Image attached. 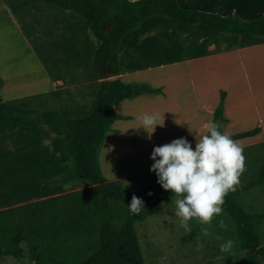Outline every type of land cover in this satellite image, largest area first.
Instances as JSON below:
<instances>
[{
    "label": "crops",
    "instance_id": "0c3cea01",
    "mask_svg": "<svg viewBox=\"0 0 264 264\" xmlns=\"http://www.w3.org/2000/svg\"><path fill=\"white\" fill-rule=\"evenodd\" d=\"M205 1L178 0V3L185 9L210 11L223 16L234 15L242 19L264 16L251 17L254 12L264 10V0ZM86 21L72 9L58 7L42 0H0V50L11 52L8 47L12 46L24 56H33L30 67L29 61L27 64L28 70H31V78L21 82L14 72L17 69L10 67L8 58L3 56V53L0 54V101L16 103L26 108L50 110L64 117L88 115L102 79L92 60V55L101 41ZM176 26L183 28V31L175 29L169 32L172 34V39L169 35V40H172L171 50L189 49L193 55L186 61L180 59L164 63V28L168 30L169 27L173 29ZM206 27L208 26L151 15L140 26L122 37L118 53L119 73L116 78L132 85H147L149 89L161 91L141 90L140 93L114 105L117 117L107 132L108 137L116 133L121 134L124 131L123 121L127 122L133 117L132 113H120V109H129L128 106L137 101H164V70L178 67V73L190 71L191 63L200 54L201 58L203 55L219 58L232 54L242 61L244 73H264V37L253 35L257 38L233 39L228 37L229 35L214 33L213 28L208 27L211 29L208 30ZM245 34L247 33L238 35ZM200 47L204 48L205 54L194 55V50ZM139 58H142L143 62L139 61ZM187 63L189 66H186ZM184 64L186 68H183ZM224 89V117L230 123L229 126V123H226L224 130L230 134L236 133L231 132L233 119L226 107L229 90L221 86L216 91L217 100L206 105L193 131L183 124L169 128L170 130L167 129L161 135L159 141L157 137H150L143 145L144 149L133 154H139L141 159L143 152L151 154L155 146L170 143L180 137L199 135L207 122L215 116ZM261 123L258 121L256 127H260V131L264 133V125ZM66 133L55 131L45 124L8 128L0 120V210L55 193L59 178H63L70 185L82 184V178L74 169L70 151L67 152L70 135ZM58 139L63 140L62 146L58 145ZM101 148L99 161L105 175V169L118 158L115 157L116 154L122 153L115 151L106 155L104 146ZM30 170L34 174L32 182L26 181Z\"/></svg>",
    "mask_w": 264,
    "mask_h": 264
},
{
    "label": "rangeland",
    "instance_id": "374dc122",
    "mask_svg": "<svg viewBox=\"0 0 264 264\" xmlns=\"http://www.w3.org/2000/svg\"><path fill=\"white\" fill-rule=\"evenodd\" d=\"M260 15H264V10L254 12L251 17ZM175 29L183 31V28L179 26L173 29L169 27L168 30L166 27L164 28V63L180 59L186 61L188 57H191L190 55H193L190 54L189 49L177 48L174 51L171 50L172 40H169V35L172 39L170 33ZM206 29L211 30L208 27ZM212 32L219 34L215 29ZM228 37L233 39L238 37H242L241 39L257 38L248 34L229 35ZM8 48L11 52H6L3 49L0 50V54L3 53V56L8 58L10 67L17 69L14 72L17 73L19 81H27L31 78V70H28L27 64L29 61L30 67L33 56L31 54H25L24 56L12 46ZM203 51L204 48L200 47L194 50V55H198L197 53L205 54ZM200 55L191 63L192 70L189 69L190 71L184 70V72L178 73V67L164 70V89L166 91L164 101L159 99L137 101L128 106L129 109L119 110L120 113H132L133 117L127 122L123 121L124 131L121 134L113 132L116 134L111 133L113 135H109V137L107 135L108 139L106 138L105 144H102L106 155L115 151H121L122 153L120 155L116 154L115 157L118 158L105 169L106 174H103L105 181H119L123 189L129 191L139 190L151 181L158 179L156 173L150 171L151 165L154 163L151 154L143 152V158L141 159L138 157L139 154H133V152L144 149L143 145L149 138V133L143 127H139L141 122L137 119L143 113L158 114V122H162L164 119L163 126L157 125L150 136L157 137L158 141L167 129L180 127L181 124L186 125L190 131H193L201 112L206 105L217 100L216 91L222 86L229 90L226 107L233 119L230 126L231 132L254 128L258 126V121L262 122L261 125H264V73H244L242 61L239 57L232 56V54L219 58L206 55L201 58ZM138 60L143 62L142 58ZM33 64L35 63L33 62ZM186 66H189L188 63ZM186 66L184 64L183 68H186ZM262 69L264 70V66ZM158 81L161 82L160 79ZM148 85L150 86V84ZM223 91H226V89ZM214 121L215 116L212 117V120H209V122ZM227 122V119L220 122L222 133L227 132L224 130ZM206 125L199 135L206 133ZM148 130L151 131V128ZM66 134L69 136L68 133ZM184 138L195 149L196 137ZM111 139L113 140L111 141ZM116 140L118 145L115 143ZM234 141L244 146L245 171L240 176V183L236 186V190L228 193H234L247 211L264 214V181L258 182L260 168L264 163V133L260 131L255 136ZM62 142V139H58L59 146L63 145ZM109 147L112 149H109ZM67 152H69V144ZM114 165H120V167ZM32 176H34L32 171H28L26 181H31ZM81 180L82 184H86L70 185L63 178H59L55 193L45 195L37 200L26 201L14 208L22 212L28 205H31V210L27 209V211L33 212L29 215L43 217L48 213H53L58 216V221L66 216L68 210L77 215L79 210L68 208L69 197L75 195L82 204L85 201L81 198L80 193L94 187V184ZM174 209L175 205L172 196H170L161 201L157 213L136 223V230L146 264H244L247 250L241 248L235 224L224 210L213 219L211 225H202L196 219L190 220L191 232L187 233L180 225V219L175 215ZM58 221L55 222L56 227L53 230L60 229L57 224ZM220 221L225 223L226 228L219 227ZM205 227L209 229L210 235L202 233L201 229ZM257 228L261 237V245L264 246V219ZM47 230H50V228ZM229 239L234 242L231 252H221L220 245ZM98 240V234L64 233L56 236L50 242L35 241L27 243L25 241L22 244L25 249L23 259H17L10 255L0 256V264H33L37 259L47 261L59 259L67 261L81 260L97 248ZM198 247L199 250H197ZM253 252L255 253L256 250ZM256 259L257 264H264V257L261 255L257 254Z\"/></svg>",
    "mask_w": 264,
    "mask_h": 264
},
{
    "label": "trees",
    "instance_id": "16d2710c",
    "mask_svg": "<svg viewBox=\"0 0 264 264\" xmlns=\"http://www.w3.org/2000/svg\"><path fill=\"white\" fill-rule=\"evenodd\" d=\"M42 1L72 9L88 21L92 32L101 41L93 53L94 65L99 74L108 68L116 74L119 73L118 53L122 37L154 14L183 23L206 25L224 35L247 33L264 37V16L242 19L234 15L223 16L210 11L185 9L179 5L178 0ZM132 86L120 78L101 80L90 113L84 117H64L54 111L26 108L16 103L0 101V120L5 127L45 124L55 131L69 133V151L74 169L80 178L94 184V187L80 193L85 201L82 204L75 195L69 197L68 208L79 210L78 214L74 215L68 210L66 216L59 221L58 216L53 213L43 217L29 215L33 212L27 211L31 210V205L22 212L14 207L0 210V256L10 255L23 259L25 249L22 244L25 241L50 242L64 233L98 234L97 248L81 260L37 259L33 264H146L136 223L157 213L161 201L173 196V193L163 189L157 182L158 179L139 190L126 191L119 181H105L99 161L100 148L117 117L113 107L134 94ZM140 91L139 88L137 93ZM160 91L155 88L149 89V92ZM225 97L226 91H222L215 122L219 118L226 121ZM221 128L222 124L219 131ZM258 132L260 127H254L231 134V138L237 140ZM263 181L264 163L258 178V182ZM133 195L141 198L144 203L139 214H133L129 210L128 204ZM222 208L235 224L241 248L247 250L244 264H257V254L264 257V246L261 245L257 228L263 221L264 214L247 211L234 193H228L224 197ZM57 221L60 229L53 230ZM48 228L51 231L47 230ZM254 248L255 253L252 251Z\"/></svg>",
    "mask_w": 264,
    "mask_h": 264
},
{
    "label": "clouds",
    "instance_id": "9594fccd",
    "mask_svg": "<svg viewBox=\"0 0 264 264\" xmlns=\"http://www.w3.org/2000/svg\"><path fill=\"white\" fill-rule=\"evenodd\" d=\"M137 119L141 122L139 127L149 133V138L157 125L164 124V119L158 122L159 115L155 113H143ZM219 128L220 123L209 122L206 133L196 136L195 149L186 138L180 137L155 146L151 153L154 163L150 171L156 173L157 182L163 189L173 193L175 215L187 233L191 232L189 221L192 219L202 225H211L223 212L224 197L229 191L236 190L245 171L244 146L234 141L230 133H221ZM128 205L133 214H139L144 207L142 199L136 195ZM219 227L226 228V225L220 221ZM201 231L210 235L207 227ZM233 243L230 239L225 241L220 245V251L230 253Z\"/></svg>",
    "mask_w": 264,
    "mask_h": 264
},
{
    "label": "water",
    "instance_id": "95a60500",
    "mask_svg": "<svg viewBox=\"0 0 264 264\" xmlns=\"http://www.w3.org/2000/svg\"><path fill=\"white\" fill-rule=\"evenodd\" d=\"M116 75L117 74L114 73L111 68H108L107 70H105L103 73L100 74V78L102 80H112V79L116 78ZM148 89L149 88L147 86H145V85L140 86V90H142V91H145V90H148ZM132 91H133L134 94H136L138 92V87L136 85H133L132 86ZM221 121L222 120L219 119L217 121V123H220ZM254 250H256V249L255 248L252 249V251H254Z\"/></svg>",
    "mask_w": 264,
    "mask_h": 264
}]
</instances>
